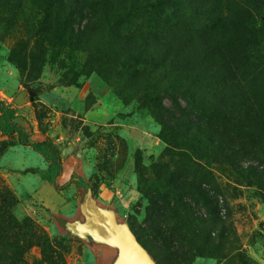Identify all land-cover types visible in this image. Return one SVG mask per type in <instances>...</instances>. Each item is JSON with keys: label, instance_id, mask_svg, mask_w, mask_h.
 I'll return each instance as SVG.
<instances>
[{"label": "trees", "instance_id": "16d2710c", "mask_svg": "<svg viewBox=\"0 0 264 264\" xmlns=\"http://www.w3.org/2000/svg\"><path fill=\"white\" fill-rule=\"evenodd\" d=\"M0 10L8 14L0 20V39H15L6 59L27 78L46 54L74 62L79 50L92 45V71L122 102H133L141 119L151 113L160 126L156 137L165 144L163 152L136 170L146 203L142 221L125 220L152 260L186 264L196 257L226 258L224 250L234 242L218 195L209 183L163 159L216 163L263 185L264 0H0ZM32 129L0 100V135L15 136L46 163L28 170L55 190L70 184L88 190L91 183L75 171L65 184L58 182L59 147L48 136L34 138ZM15 227L19 231L22 225ZM30 229L28 247H40L42 262L64 264L68 239L53 243L46 233ZM21 254L6 259L29 264Z\"/></svg>", "mask_w": 264, "mask_h": 264}, {"label": "rangeland", "instance_id": "374dc122", "mask_svg": "<svg viewBox=\"0 0 264 264\" xmlns=\"http://www.w3.org/2000/svg\"><path fill=\"white\" fill-rule=\"evenodd\" d=\"M7 16L0 10L1 21ZM14 42L13 38L0 41V100L31 124L34 138H52L62 162L69 163L68 169L91 187L84 190L70 184L64 190H55L39 173L28 170L44 169L42 157L30 147L17 144L15 136L0 135V264H9L6 258L16 259L19 251L27 263L45 264L40 247H28L30 227L46 233L53 243L68 239V244L63 241L64 264H113L117 249L87 237L68 235L67 228L76 220H84L81 210L89 199L111 210L118 222L126 223L129 216L142 221L146 203L138 192L136 170L154 163L150 157L163 152L165 144L156 137L160 126L151 113L141 119L143 113L134 109L133 102H122L115 90L92 71L96 68L92 67V45L79 50L74 62L63 54L58 58L46 54L42 65L37 61L36 71L31 73L38 78L31 79L6 59ZM163 161L184 167L192 178L209 183L220 199L234 242L225 248L224 259L196 257L186 264H239L237 254L247 264H264V183L260 185L251 179L253 176H243L216 163L208 165L168 155ZM17 224L22 225L19 231Z\"/></svg>", "mask_w": 264, "mask_h": 264}, {"label": "water", "instance_id": "95a60500", "mask_svg": "<svg viewBox=\"0 0 264 264\" xmlns=\"http://www.w3.org/2000/svg\"><path fill=\"white\" fill-rule=\"evenodd\" d=\"M81 213L84 220L70 223V231L80 238L89 236L95 242L117 249L118 258L114 264H156L128 225L118 222L111 210L89 199Z\"/></svg>", "mask_w": 264, "mask_h": 264}, {"label": "crops", "instance_id": "0c3cea01", "mask_svg": "<svg viewBox=\"0 0 264 264\" xmlns=\"http://www.w3.org/2000/svg\"><path fill=\"white\" fill-rule=\"evenodd\" d=\"M95 97H96V100H97V96L95 95ZM99 99V98H98ZM100 101V100H99ZM98 103H100V102H98ZM35 154L37 155V157H42L41 155H39L38 153H36L35 152ZM35 155V156H36ZM43 159V158H42ZM69 166H70V164L68 163V164H65V163H63V171H62V174L60 175V177L58 178V182L59 181H65V180H67V179H69V177H70V173H71V171L69 170L70 168H69ZM69 168V169H68ZM64 183H66V182H64Z\"/></svg>", "mask_w": 264, "mask_h": 264}]
</instances>
